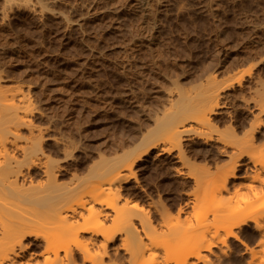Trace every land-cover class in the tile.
Returning a JSON list of instances; mask_svg holds the SVG:
<instances>
[{
  "label": "rangeland",
  "instance_id": "1",
  "mask_svg": "<svg viewBox=\"0 0 264 264\" xmlns=\"http://www.w3.org/2000/svg\"><path fill=\"white\" fill-rule=\"evenodd\" d=\"M260 76L264 0H0V83L27 89L39 110L35 122L60 138L59 144L47 140L46 152L64 165L62 181L85 173L101 156L142 152L164 119L181 109L177 94L198 101L211 87L231 82L220 86L229 97L222 98L227 106L214 115L215 126L186 122L180 160L177 146L164 150L162 144L136 160L121 204L137 213L132 221L138 227L139 214L153 225L179 210L181 219H191L195 195L231 160L223 146L231 151L250 128L240 102L250 98ZM254 140L252 151L259 154L262 130ZM64 147L73 156L62 161ZM236 171L232 182H245L244 168ZM242 230L252 244L257 232L251 224ZM229 243L225 256L210 260L243 263L244 246Z\"/></svg>",
  "mask_w": 264,
  "mask_h": 264
},
{
  "label": "bare ground",
  "instance_id": "2",
  "mask_svg": "<svg viewBox=\"0 0 264 264\" xmlns=\"http://www.w3.org/2000/svg\"><path fill=\"white\" fill-rule=\"evenodd\" d=\"M243 78L241 75L238 81ZM230 83L219 89L211 87L198 101L194 94H177L181 109L164 119L157 136L146 142L142 152L101 156L85 173H72L66 182L61 177L64 165L46 152L47 140L59 144L60 138L47 133L48 125L35 122L39 110L27 89L1 82L0 264H221L210 258L225 256L232 241L244 246L242 254L247 256L241 264H264V141L259 154L252 151L255 132L262 130L264 138L261 76L250 98L242 96L244 102H240L243 111L250 113H246L250 128L231 151L227 145L219 147L222 153L229 152L231 160L217 168L209 188L195 195L193 210L187 215L191 219H181L179 210L176 217L153 225L139 214L138 227L132 221L137 213L121 204L122 189L141 154L159 144L164 150L177 146L175 156L180 160L184 156L180 137L187 130L186 122L191 120L194 125L190 123V127L197 129L212 126L217 119L214 115L229 97L220 92V86L224 90ZM236 117L238 122L243 120V115ZM229 128L237 134L230 122ZM71 156L73 149L64 147L62 161ZM239 166L244 168L243 183L232 182L239 178ZM186 222L189 225L180 232ZM246 224L257 232L252 244L242 230ZM115 235L119 243L114 241ZM121 249L126 256H120Z\"/></svg>",
  "mask_w": 264,
  "mask_h": 264
}]
</instances>
